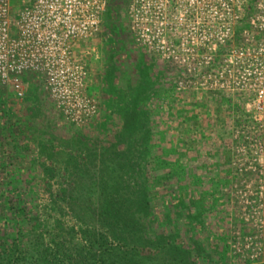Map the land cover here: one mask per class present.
I'll list each match as a JSON object with an SVG mask.
<instances>
[{
	"label": "rangeland",
	"instance_id": "obj_1",
	"mask_svg": "<svg viewBox=\"0 0 264 264\" xmlns=\"http://www.w3.org/2000/svg\"><path fill=\"white\" fill-rule=\"evenodd\" d=\"M129 1L108 0L98 33L74 48L87 71L86 94L95 104L89 119L72 121L45 93L39 75L30 74L26 81L21 77V96L0 82V95L11 108V119L0 113V161L6 162L0 165V178L38 205L61 204L56 194L68 180L66 143L83 136L92 138L93 145L112 142L122 121L120 108L142 84L139 107L147 113L159 148L148 169L160 181L152 187L160 195L153 201L154 213L161 208L181 212L179 233L202 244L211 264H264V228L257 221L263 217L255 197L264 159L254 154L262 129L252 119L250 96L205 89V80L192 76L199 69L161 61L137 45ZM19 3L10 0L16 11ZM242 16L245 20L247 12ZM243 25L232 30L228 50L243 41ZM180 196L195 217L170 206V198ZM65 223L75 225L70 215Z\"/></svg>",
	"mask_w": 264,
	"mask_h": 264
},
{
	"label": "built area",
	"instance_id": "obj_2",
	"mask_svg": "<svg viewBox=\"0 0 264 264\" xmlns=\"http://www.w3.org/2000/svg\"><path fill=\"white\" fill-rule=\"evenodd\" d=\"M107 4L20 0L16 11L10 0H0V82L21 96V77L39 75L45 93L72 121L89 119L95 104L86 94V68L73 52L98 33ZM129 18L137 45L161 61L199 69L192 76L205 80V89L250 96L252 119L262 129L254 154L264 159V0H130ZM240 22L243 41L228 50ZM260 167L256 211L264 218V162ZM263 218H257L262 228Z\"/></svg>",
	"mask_w": 264,
	"mask_h": 264
},
{
	"label": "trees",
	"instance_id": "obj_3",
	"mask_svg": "<svg viewBox=\"0 0 264 264\" xmlns=\"http://www.w3.org/2000/svg\"><path fill=\"white\" fill-rule=\"evenodd\" d=\"M135 89L120 108L122 121L112 142L93 145L83 136L64 146L68 180L56 194L61 204L38 205L0 178V264H211L202 244L179 233L181 212L154 213L160 195L152 187L160 181L148 169L159 148L139 107L145 88ZM0 106L11 119L5 98ZM173 199L170 206L195 217L181 196ZM66 215L75 225L65 223ZM183 217L190 228V217Z\"/></svg>",
	"mask_w": 264,
	"mask_h": 264
}]
</instances>
